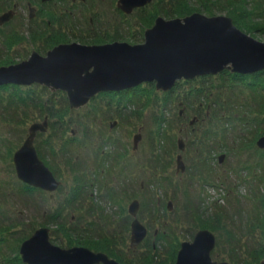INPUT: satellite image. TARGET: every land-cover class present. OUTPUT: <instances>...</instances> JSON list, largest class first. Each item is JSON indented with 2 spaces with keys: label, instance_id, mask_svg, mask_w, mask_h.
I'll return each instance as SVG.
<instances>
[{
  "label": "flooded vegetation",
  "instance_id": "obj_1",
  "mask_svg": "<svg viewBox=\"0 0 264 264\" xmlns=\"http://www.w3.org/2000/svg\"><path fill=\"white\" fill-rule=\"evenodd\" d=\"M118 2L119 0H115L116 25L115 24L109 25V29L110 28L111 29L107 30V32H109L110 34L103 35V31H106V29H102L103 27H105V24L101 22L100 17L103 18V13L98 6L100 4H107L108 2H106L105 0H0V67L16 65L23 61H26L31 57L32 54H37L40 57H46L49 51H51L53 48L59 45H66L70 43H78L81 45H101V44L113 43L118 41L119 40L117 39L118 34L122 35L124 30L126 29L125 27L118 28L117 27L118 23L123 19H125L126 21H131L132 17H135L136 11H139L141 9L143 10L148 5H150L149 3L141 7H136L130 13L126 14L118 8ZM135 30L136 29L133 28L129 32H126L127 36H129V34L133 35ZM142 41L140 40L135 44L141 43ZM179 81L188 82L191 80H179ZM145 84L146 83H143L142 85ZM34 86H40L43 88V86L38 84H32V85L20 86V87L31 88ZM134 88L128 89V93ZM46 90H48L51 93H54L47 88ZM157 92L164 93L162 91H157ZM114 93H118V92H114ZM95 98L96 97H94L93 99ZM180 104L182 103H179V105ZM214 104L215 103H213V106L210 104H207L206 106L201 104L200 108H203V111L201 110L200 112L197 111L190 113L191 115L194 116L193 119L188 118L189 116L187 110L184 109L185 107L181 108V111L178 112V116L180 119V120L178 119L179 120L178 122L180 124L179 129L182 130L181 125L186 122L188 126L191 127L193 135L198 137V140L202 138L208 141L206 143L208 149L206 150V152L201 153L202 158L205 157L204 161L206 163L204 164L203 161L200 162L199 149L196 146L194 147L196 158L194 157L191 160V165L189 169L195 168L196 172H200V174H202L205 177V179L210 180L211 184L205 183L204 185L209 186L211 188L218 187L216 183L212 182V179L217 178L218 180L224 176L223 177L224 184H219V185L224 187L225 194L229 196L232 192H237L241 188H244V191H246V188L252 186L253 179L251 180V175L252 172L254 171V166H256L257 164H259L260 166H264V161L261 160L262 157L264 156V149H259L257 147L256 145L257 139H256L254 143V148L251 149V147H249L251 152L249 153L248 156L246 155L247 157L245 161L243 160V157L240 158V163L238 167H236V165L231 163L229 160H226L228 153L226 151L225 146L228 145V142L224 140H217L219 135L218 134L215 135V130H214V127L216 126V125L214 126L215 120L217 122L218 121L221 122V120H219L220 118L219 119L217 118L213 121L210 115L214 113L212 109L214 108ZM117 106L118 104H116L115 107L110 108L108 111H104V110L100 111V115H102V112H109L110 115L112 113L111 115L113 117L112 120H108L107 127L106 126L104 127L107 133H109L113 129L117 132L118 129L128 126L127 124H129V122L132 121V119L136 115V112L138 113L139 110V109L134 110L132 108L129 109L127 113H123L120 110V108ZM90 113H93V110H90ZM96 115L99 114L97 113ZM37 120L38 121H35L34 123L42 124L44 121H46L47 126L44 131L36 132L33 141L34 149L36 151L38 158L44 163L46 167H48V169H50L56 180L60 182V186L55 191L48 192L38 187L29 186L23 183L22 181H20L17 177L19 184L16 192L20 193L21 196H24V199L29 198V196H32L36 198V200H38L39 195L47 194L50 198L48 199L49 204H52L51 206L49 205L48 209H51L50 212H52V210H55V207L60 202L64 201L65 199H68L71 196L72 185L75 182L74 180L71 181L70 178L69 179L65 178V172L68 171V169H71L70 165L72 163H76V162L75 161L72 162L71 160H68L69 153L67 151L68 150L67 148L60 150L59 153H57L56 155L51 154L48 150L49 144H52V146L54 147L53 145L54 142H52L54 139L62 137V139L60 140V144L62 146L64 145L65 141L70 139L69 134L66 135L65 133L63 134L61 133V130H64L65 127L63 125H55L53 127L50 124L51 120L49 119L48 115H44L43 118L41 119V122H39V119ZM96 121H99V125L98 126L96 125L94 130H96V127H100V130H96V132H98L99 140L95 141L94 143L92 142L88 143L89 148L87 143L85 142L81 143L83 145L82 146L83 156L80 160V163L78 161V164H80V166L78 167L77 172H74L75 174H77L75 175V177L78 178L77 186L80 190L79 195L75 198L74 202H76L75 204H79L81 208V212L83 211V215H79V220L80 221L82 220L88 226L94 225L101 228L104 223V219L107 220L108 217V216L106 218L104 217L106 212L114 211L113 208L109 210L110 209L109 207L111 202L114 201L113 199L115 198V196H117V192L121 189V187L124 186V182L122 180L124 179V181L126 180V182L129 183L130 187L129 190H126L124 192L125 194L121 196V202L124 201V198H126L127 200L131 198L130 200L131 202L129 203V205L134 201L138 202V210L136 216L134 217L128 213L131 218V221L129 224H127V226L123 230L125 232L126 229L128 230L127 233L129 234V246L131 240V223L134 219H137L146 229V235L144 239L139 243V246L146 245L147 243L149 244L152 243L153 245L155 244L164 245L169 239L173 240L172 237L166 236L167 232L165 226H161L160 229L155 228L153 230V233L150 234L149 233L150 229L143 224L142 221L144 219L141 218L139 215L140 212L144 211V209L149 206L148 213L150 214V216L154 218L159 217L158 223H161L160 225H164L165 221L162 219L165 218V216L170 211H172L171 210L172 201L166 199L167 197L166 195H168L170 190H168L167 188L162 189V187H159L155 183L156 181L155 178L158 177L157 172L154 171L150 172V169L146 168L147 171L142 172L141 170L142 179H139L137 175H132V172L135 167L134 166L135 162L131 158L139 157L141 159L142 157L145 156L149 158L148 154H151L149 145L144 144L145 142L143 141L141 130L139 129L136 134H133L131 145H129L127 142V146L128 145L129 146L127 149L125 148L123 150L125 152H128L130 150L131 154L125 157L124 156L116 157L119 149H121L120 142L130 134L122 130L121 135L119 137H117L118 135H116L114 140L110 142L109 140L111 137L110 135L107 134V136L105 137V134L104 135L101 134V127L102 124L104 123V120L102 118H99ZM164 121H166V119H164ZM226 124H228L227 121ZM198 125L201 126V130L199 128H196V126L198 127ZM241 126L242 125L239 124V128ZM244 126L247 125L244 124ZM227 127L230 126L226 125L225 128ZM206 128L208 129L212 128V130L207 132L206 135L203 136L204 134L203 131ZM252 128L253 127L247 126V129L249 130H251ZM90 129L91 128L89 127H87V129L81 127L80 132L82 135L84 134V136L87 137L86 132ZM227 131L230 133L228 128ZM68 133H70L71 135L75 134L73 129L68 130ZM28 135L29 132L27 130V134L23 142L14 151V153L18 149H20V147L23 145ZM136 135H138L139 138L137 145H135ZM161 137L162 136L160 135V138ZM194 139L195 138L191 140L193 142L191 143V146L196 144ZM215 141H217L218 144L224 141L223 150L216 149V147L213 145ZM166 148H167V144H161V143L159 144L157 143V140H155L154 142L152 141V150H154L153 151L154 155L156 152H158V154H163L165 156L166 152L168 151V149ZM245 148H243L242 150H244ZM179 154L182 157L184 170L177 171V164H176V173H184L186 170V166L183 161L182 153ZM13 155H12V164H13ZM221 155H223V159L219 161V157ZM253 158L256 159L253 160ZM78 159L79 157H77L75 160ZM252 162L255 164H253ZM250 163L252 164L250 165ZM158 168L162 170L164 169L166 171L165 165H163V167L158 166ZM235 172L238 174V176L234 178V180H231L232 179L231 177ZM160 176L163 177V175ZM144 180L148 181L147 188L144 187ZM135 182L138 189H140L141 191L144 190L148 193H144L141 196L139 195L140 198L136 197V194L140 193V191L135 189ZM251 189L252 188H249L248 190L251 191ZM149 192L151 194V197L149 195L150 201L145 197L149 194ZM34 206L36 208L38 207L37 204H35ZM64 209L67 210L68 208H64ZM119 210L124 211V208L121 206ZM95 213H98L99 215L98 219L95 220L89 219L90 217H93ZM47 214L48 213H45L44 216L45 220ZM73 222H74V217L71 218V223ZM154 223H157L156 220L154 221ZM31 226L34 228V230L40 227H44V226H34V225ZM80 228L84 231L93 232V228L92 229L84 228L82 226ZM89 232H87L85 236L87 237L93 236V238L101 237L104 238L102 242L107 243L108 240L105 238L106 236L102 234L103 232H101V234L96 232V227L94 230V234ZM162 233L164 237L160 239ZM194 234L191 236L190 240H184V241H192ZM115 242L116 240L114 239V241H112L111 244H114ZM181 242L183 241L179 242L177 252L180 248ZM260 243L261 244H259L256 249L261 248L260 249L261 251L259 254H257L258 257L256 260H251V258L249 259L251 264H264V242H260ZM136 247H131V249L133 248L132 250H135ZM215 250H216V244L214 249L210 253L212 261L214 262L217 263L227 262L229 264H237V263L245 264L246 260L244 259L241 260L240 258L241 256L239 257V259L237 258L231 259L230 258L231 255H230L229 257L226 258V260H222V259L218 260V254L214 253ZM94 252H102V251L97 250ZM175 260H176V256H175Z\"/></svg>",
  "mask_w": 264,
  "mask_h": 264
},
{
  "label": "water",
  "instance_id": "obj_2",
  "mask_svg": "<svg viewBox=\"0 0 264 264\" xmlns=\"http://www.w3.org/2000/svg\"><path fill=\"white\" fill-rule=\"evenodd\" d=\"M152 0H119L118 8L130 13ZM241 75L264 70V41L239 29L227 15L208 16L193 12L181 18H155L145 29L143 41H125L101 45L70 43L59 45L46 57L32 54L29 59L0 67V86L38 84L52 92L66 95L69 108L77 110L103 92H119L153 83L156 91L168 92L179 80H192L224 71ZM46 121L32 123L29 135L13 155L16 176L23 183L44 191H55L60 182L38 158L33 146L37 131H44ZM139 138L135 136V145ZM264 149V134L256 141ZM178 149L184 143L178 140ZM223 155L219 157V161ZM177 171L184 170L181 155L176 157ZM138 202H132L128 213L136 216ZM146 229L137 220L131 223L130 246L144 239ZM216 236L209 229H199L192 241H183L174 264H229L214 262L211 251ZM24 264H120L106 253L88 247L62 248L50 240V229L40 227L19 247Z\"/></svg>",
  "mask_w": 264,
  "mask_h": 264
},
{
  "label": "rangeland",
  "instance_id": "obj_3",
  "mask_svg": "<svg viewBox=\"0 0 264 264\" xmlns=\"http://www.w3.org/2000/svg\"><path fill=\"white\" fill-rule=\"evenodd\" d=\"M105 1L108 3L100 4L98 6L103 13V18L100 17L101 22L105 24V27H103L102 29H106V31H103V35L110 34L109 32H107V30L111 29H109V25H116L115 0ZM153 1L155 2L157 0ZM215 15H225V13H215L214 16ZM135 19L136 17H132L131 21H127L128 23L125 24L128 28L125 29L126 31L124 30L122 36H124L126 40L119 39L118 41H125L134 44V42L127 37L126 32H129L133 29L131 28V25L134 24ZM261 34L262 33L257 32L249 33V35H251L255 39L264 41V35ZM6 92H4L2 96H6ZM91 101L88 104H90ZM150 102L151 101H149V103ZM160 103L162 102H158L156 100L155 102H151L150 105L152 107L139 109L138 113L136 112V115L134 116L132 121L127 124L128 126L118 129L117 132L113 129L109 133H107L106 129L104 128L105 126L107 127V121L112 120V118L104 120V123L101 127V134H105V137L107 136V134L111 136L109 139L110 142L114 140L116 135H118L117 137H119L122 130L130 134L125 137L126 140L123 139L120 142L121 149H119L116 157H125L131 154L130 150L128 152H125L123 150L125 148L127 149L128 146L131 145L133 134H136L140 129L143 141L145 142L144 144L149 145L151 154H148L149 158L147 156L142 157L141 159L139 157L131 158L135 162V167L132 175H137L139 179H142L141 170L142 172H144L147 171L146 168H148L150 169V172L154 171L158 173V177L155 178V183L159 187H162V189L167 188L168 190H170L168 195H166V199L172 201V211H170L165 216V218L162 219L165 221V224L160 225L161 223H158L159 217L154 218L150 216V214L148 213L149 206L139 214L140 217L144 219L142 221L143 224L150 229V234L153 233V230L155 228L160 229L161 226H165L166 232L170 234L169 236L173 237V240L169 239L168 243L175 241V238H177L179 242L190 240L191 235L196 232V228L194 225V223H196V219L193 220V218L191 217V213H193L192 206L199 200L201 201L205 199L207 196L211 195L215 198L217 196H221L219 197V199H217L218 201L216 205L218 207H223V213L226 212V217L221 221L222 228L216 229L215 231L213 230L216 236V245L218 244V251H216V253L218 254V260H226V258L231 255L230 244L232 239L228 240V231L229 233L236 235V239H233V241H237L238 245H242L243 257L248 258L247 252H249V247L253 246V248H257V246L261 244L260 242H264V235L262 234L261 227L259 225V222L261 223L262 212L264 211V166H260L259 164L254 166V171L251 175V180L253 179L252 186L249 187L252 189L251 191H249V188H246V191H244V188H241L239 190L240 196L232 195V193L229 197L226 196L223 186H220L223 190L205 186V177L200 174V172H196L195 168L189 169L191 160L194 157L196 158L194 147L200 144L198 137L193 135L191 127L188 126L186 122L181 125L182 130L179 129L180 124L178 121L180 119L178 116V112L181 111V107L179 108V106L177 105L173 106V104L170 103L169 105H167V110H164L163 113L160 114L159 111H156V108H160ZM93 104L98 105L100 107V111L102 109L104 111H108L113 106L112 105L110 108H106L105 106H103L105 102L100 98H97L88 107H86L87 105H85L84 107L86 108L82 107L77 110H73L74 116L72 117L71 127L67 128V132L65 133L66 135H70L68 147H66L68 149L69 158H74L71 161H75L77 163H72L70 165L71 169H68V171L65 172V178H70L71 181L75 180V175L77 174H75L74 172H77L78 167L80 166V164H78V161L80 163V160L83 156V145L81 143L85 142L88 145V143H94L95 141L99 140L98 132H96V130H100V127H96V130H94L95 126H98V123H96L95 125V121L98 120L99 117L94 113H90ZM102 106L104 108H102ZM140 106L141 104H139V107ZM133 109L137 110L136 108ZM169 109L172 110L170 111ZM1 110L2 109L0 108V112ZM22 112H24V114L26 115H24ZM36 114V110L32 108H27L24 110L16 109L14 110V115L16 117H19L18 122H10V116H6L7 118L4 121V118L0 115V236L3 239L5 246L1 253L5 255L6 252L8 255L12 254V252H10L12 246L18 243L16 240L17 237L15 236V232L25 229L26 233L30 236L34 232V229L33 231L29 229L31 225L44 226L49 229L53 228L50 225L44 224L45 213H49L51 211V209H48V207L49 205H52L49 204L48 199L50 198L47 194L39 195L38 200H36V198L32 196L24 199V196H21L20 193L16 192L19 182L14 170V166L12 164V155L23 142L30 124L38 121V118L34 116ZM98 114L100 116V112ZM188 116L189 119H193L194 117L190 113H188ZM41 119L42 118L39 119V122H41ZM164 119H166V121H164ZM168 123L172 125V128L168 125ZM158 125L161 128L160 132L164 138V143L166 142V137L173 138L176 143V147L170 145L168 148H166L168 149V152H166L165 156L163 154H158V152L156 151L154 155V150H152L151 139L153 137V132ZM81 127H84L85 129H87V127L91 128L86 132L88 138L85 137L84 134H81ZM196 128L198 127L196 126ZM71 129L74 130V135L68 133V130ZM231 131L232 130H230L229 133L230 137L228 145H230V143L233 142L236 138H239L235 135V133H232ZM193 138H195L194 141L197 143L191 146V143H193L191 140H193ZM179 139H181L184 143L183 151H180L177 148ZM245 139L251 140L252 136H246ZM52 142H54L53 145L55 149H61L60 139H54ZM127 142L129 144L128 146ZM228 145L227 147H225L228 153L226 160H229L231 163L235 164L236 167H238L240 158L243 157V160L245 161L251 150L249 147H246L244 150H234L230 146L228 147ZM252 148H254V146H251V149ZM56 153H59V150H57ZM179 153H182L183 161L186 166V170L184 173H176V155ZM77 157H79V159L75 160ZM158 158L160 159V161ZM254 159L256 158H253V160ZM261 160L264 161V156ZM252 163H250V165ZM163 165L166 166V171L164 169L162 170L158 168V166L163 167ZM160 175H163V177H161ZM237 176L238 174L236 172L233 173L231 180H234V178H236ZM122 180L124 182V186L121 187V189L117 192V196H115V198L113 199L114 201L111 202L109 207V210L113 208L114 211L106 212L104 217L106 218L108 216L109 218L107 217V220L104 219V223L101 228L94 225L88 226L82 220H79V215H83V211L81 212L79 204H75L74 207H70L66 210L65 213L68 214V217L65 219L66 222L64 224L67 227H70L72 225L70 224L71 218L74 217L73 224L77 227L82 226L84 228H93V232L88 231L89 233L94 234V230L96 227V232H98L99 234L103 232L102 234L106 236L105 238L108 240L107 243H103L102 241L104 238L101 237L93 238V236H80L81 239L96 240L102 247L109 244V246L113 247L117 243L118 246L116 250L122 251L132 260H137L138 258L147 255L149 253V250L148 247L144 245H138L135 250H132L133 248L131 249V247L129 246V234L127 233L128 230L126 229V232L123 231L127 224H129L131 221V218L128 214V205L131 202V198L128 200L124 198V201L121 202V196H123L125 194L124 192L126 190H129L130 187L129 183L126 182V180ZM222 180L223 179H219V181L216 180L214 182H219L218 184H220V181ZM147 186L148 181L144 180V187L147 188ZM135 189L140 191L141 193L136 194V197L139 198L142 194L148 193L144 190L141 191L140 189H138L136 182ZM149 195L151 197L150 192L145 197L149 199ZM35 204L38 205L37 208L34 206ZM121 206L124 208V211L119 210ZM98 216V213H95L93 217H90L89 219L95 220L98 219ZM155 220L157 223H154ZM25 226H27L28 228H25ZM260 236L262 237V239L260 238ZM113 238L116 240V242L114 244H111L114 240ZM57 239L63 241V239L59 236H57ZM52 243L54 242L52 241ZM123 243L126 246H123ZM165 245L166 244H164L163 246ZM155 252L159 253L156 259L166 261L170 260V257L168 256L165 248L161 247Z\"/></svg>",
  "mask_w": 264,
  "mask_h": 264
},
{
  "label": "trees",
  "instance_id": "obj_4",
  "mask_svg": "<svg viewBox=\"0 0 264 264\" xmlns=\"http://www.w3.org/2000/svg\"><path fill=\"white\" fill-rule=\"evenodd\" d=\"M197 11L208 16H212L215 13H225V15L231 17L233 23L245 33L249 34L257 32L264 35V0H157L150 3V5H148L145 9L135 12L136 19L134 24L131 25V28L136 30L133 35L129 34L127 37L132 40L134 44L140 40L142 41L143 31L145 28H148L153 24L156 16H162L165 19H173L181 18ZM126 23L128 22L123 19L118 23L117 27L128 28L125 25ZM117 39L126 40V38L122 35H118ZM4 92H6V96H2ZM127 93L128 90L118 93L103 92L98 94L95 99L100 98L104 101L105 104L103 106L106 108H110L112 105L113 106L111 108H113L116 104H118L117 107H119L123 113H127L129 109H132L131 107L136 109H143L145 107L150 108L152 107L150 105L151 102H155L156 100L158 102H162L160 103V108H156V111H159L160 114H162L164 110H167V105L170 103H172L173 106H179V108L185 107L184 109L187 110V113L197 111L200 112L201 110L203 111V108H200L201 104L204 106L207 104L213 106V103H215L214 108H212L214 113L210 115L213 121L217 118H220L219 120H221V122H217L215 120L214 124V126L216 125L214 127L215 135H219L217 140H224L228 142L230 135L227 128L229 131L232 130L231 132L235 133V135L239 137L229 145L234 150H241L245 147L254 146L256 139L261 137L264 133V70L249 75H241L224 71L215 75L197 77L196 79L188 82L177 81L170 91L164 93H158L152 83H146L145 85L132 89L128 94ZM95 99H93L91 103H93ZM149 101L151 102L149 103ZM91 103L86 107L91 105ZM179 103H182L180 104L181 106ZM139 104H141L140 107ZM92 106L91 110H93L95 115L100 112V107L98 105L93 104ZM103 106L102 108H104ZM0 108L2 109L0 115L4 118V121L7 118L6 116H10V122H18L19 117L14 115V110H24L27 108L35 109L37 114L34 116L36 118L40 119L43 118L44 115H48L51 120L50 124L53 127L55 125H63L65 129L61 130L62 134L67 132V128L71 127L72 117L74 116V111L69 108L68 100L63 92L57 91L51 93L46 90V88H42L40 86H34L31 88H23L17 85L0 86ZM169 110L171 111L172 109ZM22 113L24 114V112ZM111 115L109 112H102V115L96 116L106 120L113 118ZM226 121L228 124H226ZM96 123L99 125V121H95V125ZM239 124L242 125L240 128ZM244 124L253 128L249 130L247 129V126H244ZM168 125L172 128L171 124L168 123ZM226 125L230 127L225 128ZM198 128L201 130L200 125H198ZM208 128L203 131V136L212 130V128ZM160 130L161 128L158 125L153 132L155 137L154 141L157 140V143L163 144L164 138ZM160 135L162 136L161 138ZM246 136H252V139H245ZM56 139L61 140L62 137ZM69 140L70 139L65 141V147L64 145H61V149H59V151L68 147ZM151 140L153 141V137ZM199 141L200 144L197 147L199 149L200 162L203 161L205 164V157L202 158L201 153L206 152L208 149L206 144L208 141L202 138H200ZM223 142L217 145L218 142L215 141L213 145L216 149L223 150ZM164 144H167V148L170 145H176L174 139L168 137H166V142ZM48 147L51 154H57L56 151L58 149H55L52 144H49ZM73 159L69 158L68 160ZM220 179H223L220 181V184H224V178L221 177ZM216 180L217 178L212 179V182ZM74 182L75 183L72 185L71 196L60 202L55 207V210L48 213L46 220L44 221L45 225L53 227L50 229L51 241L63 248L86 246L94 251L99 250L105 252L110 258H113L120 264L174 263L179 246V240L177 238H175V241L169 243L167 241L165 246L162 244L153 245L152 243H147L144 246L148 247L149 253L137 260H132L122 251L116 250L118 246L117 243L113 247L106 245L103 246V248L99 242L93 239L82 240L80 236H85L88 231L82 230L80 226L77 227L71 222L70 224L72 225L70 227H67L64 224L66 222L65 219L68 217V214L65 213L66 209L64 208L74 207L76 203L74 200L80 192L77 186V177H75ZM205 183L211 184L210 180L207 179ZM218 183L219 182H216L218 187L214 188L223 190ZM232 193V195L240 196L239 191ZM219 197L221 196H217L215 198L210 195L201 201L199 200L192 206L193 213H191V217L193 220L196 219V223H194L196 231L199 229H209L213 232V230L215 231L216 229L222 228L221 221L226 217V212L223 213V207H218L216 205ZM259 225L263 234L264 211L262 212L261 223L259 222ZM25 228L28 227L25 226ZM29 229L33 231L34 228L30 226ZM169 235L170 234L166 233V236ZM15 236L17 237L16 240L18 243L12 246L10 250L12 254L10 255H8L7 252L6 255L1 253L5 246L3 239L0 236V263L24 264L19 255V247L20 243L29 237V234L26 233L25 229H22L15 232ZM57 236L61 237L63 241L58 240ZM163 237L164 235L162 233L160 239ZM230 239H232L230 244L231 259H239L241 256V260H246L245 264H251L249 261L250 258L251 260L257 259V254L260 253L261 248L256 249L253 248V246H250L249 252H247L248 258H244L242 255V245H238L237 241L234 242L233 239H236V235L231 234L228 231V240ZM123 246L126 245L123 243ZM161 247L165 248L168 256L170 257L169 261L156 259L159 253H156L155 251ZM216 251H218V244L216 245L214 253H216Z\"/></svg>",
  "mask_w": 264,
  "mask_h": 264
}]
</instances>
